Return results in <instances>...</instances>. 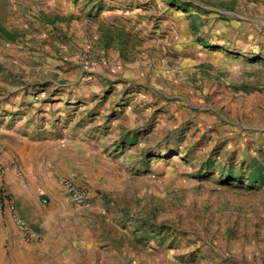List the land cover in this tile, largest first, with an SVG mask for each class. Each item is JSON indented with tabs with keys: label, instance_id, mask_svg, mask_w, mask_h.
Returning <instances> with one entry per match:
<instances>
[{
	"label": "rangeland",
	"instance_id": "1",
	"mask_svg": "<svg viewBox=\"0 0 264 264\" xmlns=\"http://www.w3.org/2000/svg\"><path fill=\"white\" fill-rule=\"evenodd\" d=\"M0 30V125L93 156L70 264H264V0H0Z\"/></svg>",
	"mask_w": 264,
	"mask_h": 264
},
{
	"label": "crops",
	"instance_id": "2",
	"mask_svg": "<svg viewBox=\"0 0 264 264\" xmlns=\"http://www.w3.org/2000/svg\"><path fill=\"white\" fill-rule=\"evenodd\" d=\"M46 142L0 125V184L12 193L18 214L37 234L35 239L25 237L4 206L0 210V264H70V257L79 254L67 242L71 209L79 208L59 181L63 175H82L79 162L92 161L93 156L71 145L72 141ZM71 180L84 186L78 178ZM44 194L51 201L48 208L40 200Z\"/></svg>",
	"mask_w": 264,
	"mask_h": 264
},
{
	"label": "built area",
	"instance_id": "3",
	"mask_svg": "<svg viewBox=\"0 0 264 264\" xmlns=\"http://www.w3.org/2000/svg\"><path fill=\"white\" fill-rule=\"evenodd\" d=\"M63 188L77 208L83 209L88 206L90 194L86 187L68 179L63 182ZM43 203H47V200H44ZM4 206L8 208L12 220L18 225L25 237L30 239L37 238L36 232H34L30 225L18 214L12 193L0 184V210Z\"/></svg>",
	"mask_w": 264,
	"mask_h": 264
},
{
	"label": "trees",
	"instance_id": "4",
	"mask_svg": "<svg viewBox=\"0 0 264 264\" xmlns=\"http://www.w3.org/2000/svg\"><path fill=\"white\" fill-rule=\"evenodd\" d=\"M1 38H5V39H9V40H13V39H11V37L10 36H8L7 35V33H5L4 31H2V30H0V39Z\"/></svg>",
	"mask_w": 264,
	"mask_h": 264
}]
</instances>
